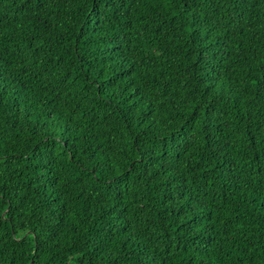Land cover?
Segmentation results:
<instances>
[{
	"label": "trees",
	"instance_id": "16d2710c",
	"mask_svg": "<svg viewBox=\"0 0 264 264\" xmlns=\"http://www.w3.org/2000/svg\"><path fill=\"white\" fill-rule=\"evenodd\" d=\"M0 264H264V0H0Z\"/></svg>",
	"mask_w": 264,
	"mask_h": 264
}]
</instances>
